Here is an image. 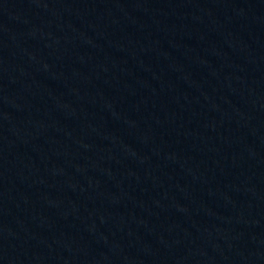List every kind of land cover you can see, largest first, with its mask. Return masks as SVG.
<instances>
[{"label": "water", "instance_id": "obj_1", "mask_svg": "<svg viewBox=\"0 0 264 264\" xmlns=\"http://www.w3.org/2000/svg\"><path fill=\"white\" fill-rule=\"evenodd\" d=\"M0 264H264V0H0Z\"/></svg>", "mask_w": 264, "mask_h": 264}]
</instances>
